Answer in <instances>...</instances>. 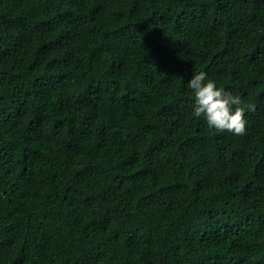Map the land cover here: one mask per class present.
I'll use <instances>...</instances> for the list:
<instances>
[{"label":"trees","instance_id":"16d2710c","mask_svg":"<svg viewBox=\"0 0 264 264\" xmlns=\"http://www.w3.org/2000/svg\"><path fill=\"white\" fill-rule=\"evenodd\" d=\"M0 264H264V0H0Z\"/></svg>","mask_w":264,"mask_h":264},{"label":"clouds","instance_id":"9594fccd","mask_svg":"<svg viewBox=\"0 0 264 264\" xmlns=\"http://www.w3.org/2000/svg\"><path fill=\"white\" fill-rule=\"evenodd\" d=\"M194 102L191 115L200 118L209 129L228 132L234 136L245 134L247 120L242 97L218 85L204 71L193 73L187 80ZM252 106L249 105L248 108Z\"/></svg>","mask_w":264,"mask_h":264}]
</instances>
